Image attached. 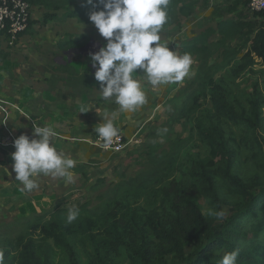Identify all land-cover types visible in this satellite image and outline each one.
<instances>
[{
    "label": "trees",
    "instance_id": "16d2710c",
    "mask_svg": "<svg viewBox=\"0 0 264 264\" xmlns=\"http://www.w3.org/2000/svg\"><path fill=\"white\" fill-rule=\"evenodd\" d=\"M27 1L63 10L65 19L93 24L89 14L94 8L87 0ZM249 1L233 0L230 10ZM193 5L194 0H169L165 25L173 21L174 10L188 15ZM47 17L55 18L56 14ZM244 28H252L254 34L240 59L237 56L242 50L228 49L223 62L210 64L213 34H221L224 45ZM1 34L11 39L7 29ZM88 40L84 34L63 42L61 47H82ZM182 50L201 58L193 81L197 88L179 111L186 123L194 120L191 148L197 151L190 148L182 156L175 151L168 153L162 169L158 164L154 175L144 182L157 199L153 210L141 213L129 204L124 207L114 195L99 210L88 211L82 206L72 223L61 221V211L50 220L44 219L47 212L41 213L36 217L42 218V226L33 223L26 234L0 245V264H82L78 241L87 238L93 247L91 264L122 252L127 264H218L226 252L234 250L239 251L236 264H264V176L247 183L237 172L246 150L251 151V158L258 159V151L253 149L263 148L264 93L258 80L248 90L241 87L240 78L255 74L258 59L264 65V22L256 27L242 18L220 20L217 28L208 27L182 42ZM8 56L0 49V62ZM60 69L73 71L75 78L70 85L74 89L80 86V95L100 87L95 76L77 73L69 64ZM201 95L211 107H204ZM258 165L264 167V162ZM202 200L208 210H223L225 216H208Z\"/></svg>",
    "mask_w": 264,
    "mask_h": 264
},
{
    "label": "rangeland",
    "instance_id": "374dc122",
    "mask_svg": "<svg viewBox=\"0 0 264 264\" xmlns=\"http://www.w3.org/2000/svg\"><path fill=\"white\" fill-rule=\"evenodd\" d=\"M232 2L233 0H194L192 11L188 15H182L178 9L174 10L173 21L164 25L160 32V42L162 44L168 43L171 50H177L179 55H183L182 42L192 39L208 27L217 28L219 20L242 18L256 27L264 22V12L260 14L250 12L248 4L231 11ZM49 14H56V17L49 18L47 17ZM63 15V10L54 11L52 8L43 5H32L28 29L20 34L17 39L10 41L9 46L12 49L20 45L18 49L20 48L22 53L26 51L29 57L32 53L33 56H39L42 59H55L56 68L53 82H56V85L61 82L60 86L64 84L73 88L70 85V80L74 79L75 76L67 77L69 72L61 70L60 66L71 65V60L88 63L90 67L86 69L90 75L94 76L96 67L93 66L89 54L99 51L106 43V39L99 34L94 24L82 23L75 18L65 19ZM242 32V34L228 39L224 45H221L222 35L217 32L213 34L210 38L212 44L210 64L223 62L225 50L228 49L242 50L237 56V59H240L243 52L250 47L249 42L254 34L252 28H244ZM84 34L89 36L85 46L61 47L63 42ZM1 39L2 36L0 41ZM191 57L193 60L191 74L178 84L160 85L153 88L143 76V69L137 70L134 77L141 81L143 89L148 88L145 90L146 98L149 96V91L158 90L155 97L159 107L154 112H157V119L155 118L157 122L153 123L147 131L139 133L134 131L135 135L129 140H126L125 137L123 148L104 150L101 163L94 166L92 171L86 172V179L76 180L75 183L74 178V182L70 183L71 186L68 191L53 208L46 211L45 220H50L61 211V221H67L68 209L73 207L78 208L79 212L82 206L86 207L88 211L99 210L104 201H109L114 195L124 202V207L129 204L141 213L153 210L157 199L152 194V190L146 186L147 183L144 182L151 175H154L158 164L162 169L167 161L168 153L175 151L181 153L182 156V153L190 149L194 143L192 134L195 130L191 134L194 120L186 123L185 117H181L179 114L180 108L183 107L184 103L190 102L189 98L191 99L194 90L197 88V85H193V81L198 74L201 58L198 55ZM257 62L255 74L246 73L240 78L242 80L241 87L251 90L252 83L258 80L264 93V65L260 59ZM55 78L58 79L55 81ZM73 90L74 98L80 96V86L73 88ZM94 90L90 91L89 94ZM75 93L78 95L75 96ZM57 95L60 96L61 94L57 93ZM200 101L204 107H211L212 105L202 95ZM115 127L119 128L118 126ZM123 134L125 135L124 132ZM261 134L264 138V130ZM262 144L263 148L253 149L258 151V159L251 158V151L246 150L237 167V172L247 183L254 181L257 176H264V167L258 165L260 162H264V139ZM192 150L193 152L197 151L195 148ZM221 182H224L223 178H221ZM202 207L204 212H208V204L205 200H202ZM226 213H228V208H226ZM33 223L42 226V218L37 220V217L33 216L8 223L0 222V245L8 238H16L20 234H26ZM78 243L82 255V264H91L90 254L93 253V247L90 244V238H87V241L79 239ZM125 258L126 255L122 252L114 257L106 258L100 264H127Z\"/></svg>",
    "mask_w": 264,
    "mask_h": 264
},
{
    "label": "crops",
    "instance_id": "0c3cea01",
    "mask_svg": "<svg viewBox=\"0 0 264 264\" xmlns=\"http://www.w3.org/2000/svg\"><path fill=\"white\" fill-rule=\"evenodd\" d=\"M10 41L6 36L0 41V49L9 53L8 58L0 62V222L5 223L46 212L71 186L62 178L40 175L37 189L31 193L22 191L23 185L16 180L11 159L16 138L22 134L32 138L37 124L53 127L57 133L52 138L53 144L58 151L75 160V167L70 171L76 183L86 179V172L98 166L104 157L103 151L109 150L98 147L95 140V127L103 122L104 113L115 126L123 129L129 140L135 135L134 131H147L157 122V112H154L159 107L155 97L157 89L149 91L147 102L131 112L120 110L114 98L102 100L97 89L74 98L72 87L53 82L55 59H42L32 53L29 57L26 51L22 53L18 49L20 45L11 49ZM71 66L77 73L90 74L86 69L90 67L88 63L71 60ZM70 75L73 72L67 77Z\"/></svg>",
    "mask_w": 264,
    "mask_h": 264
},
{
    "label": "clouds",
    "instance_id": "9594fccd",
    "mask_svg": "<svg viewBox=\"0 0 264 264\" xmlns=\"http://www.w3.org/2000/svg\"><path fill=\"white\" fill-rule=\"evenodd\" d=\"M87 3L94 8L89 14L90 21L106 39L99 51L89 54L96 67L94 76L100 84L102 100L114 98L120 110L136 111L147 102L141 81L133 75L138 69H143V76L153 88L181 83L191 74L190 54L179 55L168 43L160 42L169 0H87ZM102 117L103 122L95 127L98 141H102L97 146L107 149L119 138V132L107 113ZM56 135L53 127L37 124L32 138L22 134L14 140L11 159L22 191L31 193L37 189L40 175L62 178L65 184L74 182L70 170L75 167V160L57 150L52 142ZM79 214L78 208H69L67 223L75 221ZM207 215L222 219L225 212L209 209ZM238 255V250L226 252L218 264H236Z\"/></svg>",
    "mask_w": 264,
    "mask_h": 264
},
{
    "label": "built area",
    "instance_id": "2783aa9c",
    "mask_svg": "<svg viewBox=\"0 0 264 264\" xmlns=\"http://www.w3.org/2000/svg\"><path fill=\"white\" fill-rule=\"evenodd\" d=\"M32 5L27 0H0V37L2 32L7 29L11 41L17 39L20 33L25 32L30 25V14ZM248 10L253 13L264 12V0H250ZM119 138L107 149L118 150L125 146V135L122 129L117 128ZM7 139H10L8 136ZM98 141V135L96 136Z\"/></svg>",
    "mask_w": 264,
    "mask_h": 264
}]
</instances>
